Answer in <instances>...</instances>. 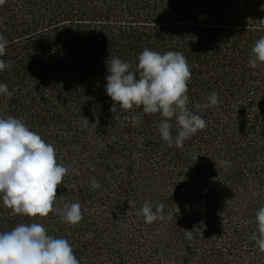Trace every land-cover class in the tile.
<instances>
[{
  "label": "trees",
  "instance_id": "trees-1",
  "mask_svg": "<svg viewBox=\"0 0 264 264\" xmlns=\"http://www.w3.org/2000/svg\"><path fill=\"white\" fill-rule=\"evenodd\" d=\"M262 5L4 0L0 34L9 44L0 59L12 66L0 71V83L12 97L0 94V117L22 118L54 146L58 163L79 169L64 177L56 203L79 202L83 219L13 215L0 200V231L41 223L69 241L80 264H264L250 239L264 206V64L248 63L264 35ZM144 48L187 58L193 110L218 94L217 106L197 113L207 126L182 148L161 139L159 113L110 111L106 61L116 56L135 69ZM133 115L142 122L133 125ZM92 178L101 185L94 191ZM145 201L153 210L163 204V219L148 224L137 215ZM200 221L203 237L189 240L184 230Z\"/></svg>",
  "mask_w": 264,
  "mask_h": 264
},
{
  "label": "clouds",
  "instance_id": "clouds-1",
  "mask_svg": "<svg viewBox=\"0 0 264 264\" xmlns=\"http://www.w3.org/2000/svg\"><path fill=\"white\" fill-rule=\"evenodd\" d=\"M3 3L4 0H0V4ZM8 44L9 41L0 34V57L6 54ZM248 63L252 68L264 64V35L253 44ZM11 66V61L0 59V71ZM106 66L105 90L114 102L110 111L116 113L117 107L125 111L142 107L144 114L159 113L162 119L158 131L169 147L182 148L186 140L203 130L207 122L197 113L219 103L218 94L212 92L207 103H196L195 110L189 107L187 93L192 73L187 58L179 51L161 54L144 48L135 69L131 63L116 56H110ZM0 94L12 97L5 83H0ZM173 120L175 136L172 134ZM130 121L137 125L142 119L133 115ZM221 164L231 166L227 160ZM69 173L79 174V169L58 163L54 146L32 131L22 118L0 117V200L13 215L47 217L54 212L64 223L79 224L83 219L79 202L56 203L58 199L63 200L62 195L57 196V188ZM90 187L94 191L101 185L92 178ZM163 209V204H157L153 210L152 204L145 201L137 215L151 224L163 219ZM255 222L257 230L250 239L264 252V206L256 212ZM205 229L206 225L200 221L192 230L184 232L191 240L196 236L203 237ZM0 264H80V261L67 239L48 235L43 224L33 222L0 231Z\"/></svg>",
  "mask_w": 264,
  "mask_h": 264
}]
</instances>
